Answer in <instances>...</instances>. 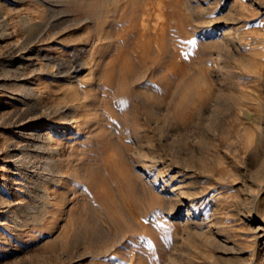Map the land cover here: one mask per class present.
Here are the masks:
<instances>
[{
    "label": "rangeland",
    "instance_id": "obj_1",
    "mask_svg": "<svg viewBox=\"0 0 264 264\" xmlns=\"http://www.w3.org/2000/svg\"><path fill=\"white\" fill-rule=\"evenodd\" d=\"M0 264H264V0H0Z\"/></svg>",
    "mask_w": 264,
    "mask_h": 264
},
{
    "label": "bare ground",
    "instance_id": "obj_2",
    "mask_svg": "<svg viewBox=\"0 0 264 264\" xmlns=\"http://www.w3.org/2000/svg\"><path fill=\"white\" fill-rule=\"evenodd\" d=\"M80 64H81V63H80ZM80 70H81V69H80ZM87 80H88V79H87ZM89 83H90V82H87L86 85H89ZM84 85H85V84H84ZM44 148H45V147H44ZM44 164H45L46 166H48V161H45ZM51 174H52V173H51ZM51 174H50V175H51ZM50 175H48V176H50ZM53 175H54V174H53ZM44 178H45V176H44ZM54 178H55V177H54ZM46 179H47V178H46ZM46 179H45V180H46ZM43 180H44V179H43ZM39 181H40V179H39ZM39 181H38V182H39ZM40 183H41V182H40ZM99 208H100V207H99ZM93 224H94V223H93ZM94 227H95V225H94ZM128 228H129V227H128Z\"/></svg>",
    "mask_w": 264,
    "mask_h": 264
}]
</instances>
